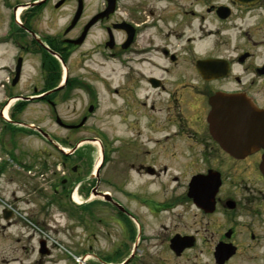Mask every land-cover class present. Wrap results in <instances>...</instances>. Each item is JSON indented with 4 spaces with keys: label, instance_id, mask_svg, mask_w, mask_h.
<instances>
[{
    "label": "flooded vegetation",
    "instance_id": "1",
    "mask_svg": "<svg viewBox=\"0 0 264 264\" xmlns=\"http://www.w3.org/2000/svg\"><path fill=\"white\" fill-rule=\"evenodd\" d=\"M102 1L89 9L86 0L70 8L69 0H0V264L93 256L92 244L57 251L29 231L53 210L73 221L63 227L71 237L85 227L91 239L98 203L77 194L109 193L97 190L109 159L111 187L128 190L132 176L150 185L135 198L142 213L113 190L102 198L118 238L110 264H264V0ZM96 33L82 57L110 59L108 150L81 134L99 96L68 65ZM86 86L87 111L69 122L56 116L65 136L26 117L36 106L49 121ZM92 140L104 148L98 172L82 151ZM51 147L63 171L56 184ZM8 240L16 246L3 247Z\"/></svg>",
    "mask_w": 264,
    "mask_h": 264
},
{
    "label": "rangeland",
    "instance_id": "2",
    "mask_svg": "<svg viewBox=\"0 0 264 264\" xmlns=\"http://www.w3.org/2000/svg\"><path fill=\"white\" fill-rule=\"evenodd\" d=\"M89 9L95 8V5H99L100 7L103 5L102 0H86ZM75 5L74 0H69L67 3V7L70 8L71 6ZM61 21L56 24L55 21H52V27L60 26ZM58 28V27H57ZM99 42V33H96L95 36H92L90 42H88L82 49L77 50L70 59L68 65L70 69L73 71V75L82 77L86 80H90L92 84L89 85L94 87L98 92V100L99 106L97 111L93 114V116L88 121V124L82 131V136H98L102 138L103 144H105V150L110 149V59H106L102 57L100 54L92 55L91 59L84 60L82 57L83 53L87 51L89 48L93 47L96 42ZM80 55V56H79ZM63 69L64 67L61 66ZM63 73V72H62ZM90 86H86V88H82L81 91L76 93V100L72 99L67 103L61 104L55 110H50V120L48 121L46 117H44V111L41 108L36 106H32L31 109L28 110L29 114L26 117L39 120L42 125L48 126L49 131L59 138L65 136L67 131L62 128L56 122V116L60 117L65 122L73 121L79 117V115L83 111H87L86 104L88 99V92L90 91ZM112 130V129H111ZM78 137V135L76 136ZM75 138V137H73ZM101 143V142H100ZM34 144V152H39V149L42 147L41 141L37 140L36 138L33 141ZM102 144V143H101ZM115 144L116 143H112ZM52 157H51V165L49 170V181L50 184H56L60 175L63 171L58 169L59 166L58 161L54 160L56 157L57 152L54 150L53 147L50 148ZM83 153L92 157L94 169L97 164H99L101 157L103 156L102 148L100 147L99 143L97 142H89L84 143L82 147ZM110 154V153H109ZM115 167H119V165L115 162ZM84 169V167H83ZM93 169V170H94ZM37 170L35 167L32 172ZM79 172H83L81 167ZM68 173V172H67ZM83 175V174H82ZM100 184L98 191H106L110 193V190H113L114 194L119 199H125L128 205L135 210L137 213H142L143 210L139 205V201L135 200L137 197H142L146 195V192H149L150 185L145 186L141 184L143 181L141 178L137 176H132L134 181V185L131 186L128 190L122 189L119 186L111 187L110 186V159L108 162L105 163L102 170L100 171ZM39 177L35 175V189L39 187ZM90 181H87L88 183ZM146 183V182H145ZM50 186V185H49ZM153 188V187H152ZM38 191V190H35ZM27 189H19L18 195L24 196ZM145 192V193H144ZM133 195V196H132ZM25 197V196H24ZM38 198H41L39 196ZM77 198L81 200H89V198H93L97 200V210L95 214L97 215L96 224L94 225L95 235L88 239L85 227L83 228H74V232L79 234L75 236L72 234L73 237L69 235V230L63 228L66 227L68 224H72L73 221L67 215H61L60 211H56L55 214L45 215L42 216L41 221H44L41 226L38 228L34 226V229H31L29 232L33 233L36 232L37 234L45 235L49 238L50 242H57L56 250L60 248L64 251V248L67 247L69 244L73 245L77 250L82 251L84 253L87 249H89V244L93 245V256L87 257L88 259L83 260V264H110V249L112 250L113 241H116L118 238L113 237L110 238V205L105 204L102 200V197L97 196L93 193H88L80 197V194H77ZM128 198L130 200H128ZM34 203H40L37 199V196L33 198ZM101 199V200H100ZM21 207L23 208H35V205L30 203H20ZM41 216V215H40ZM33 226V225H32ZM54 227V228H52ZM118 226H113L112 230L114 232L117 230ZM18 229H22L21 225L18 224ZM58 229L57 231H54ZM17 228H15V231ZM119 232V231H118ZM87 242V243H86ZM3 247L7 248L9 246H16V244L12 240H8L5 243H1ZM80 255V254H79ZM25 262H29L30 260L25 259ZM48 264H52L51 262ZM58 264H63V262H59Z\"/></svg>",
    "mask_w": 264,
    "mask_h": 264
},
{
    "label": "water",
    "instance_id": "3",
    "mask_svg": "<svg viewBox=\"0 0 264 264\" xmlns=\"http://www.w3.org/2000/svg\"><path fill=\"white\" fill-rule=\"evenodd\" d=\"M81 1V0H80ZM108 1V5L110 7V0H107ZM80 8H81V3H80ZM106 14V13H105ZM264 142V141H263ZM102 153H103V149H102ZM101 163H102V160L100 162V164L98 165V169L96 170V172L99 171L100 167H101ZM104 199L110 201V195L109 193H99Z\"/></svg>",
    "mask_w": 264,
    "mask_h": 264
},
{
    "label": "trees",
    "instance_id": "4",
    "mask_svg": "<svg viewBox=\"0 0 264 264\" xmlns=\"http://www.w3.org/2000/svg\"><path fill=\"white\" fill-rule=\"evenodd\" d=\"M107 158H108V157L106 156V160H107Z\"/></svg>",
    "mask_w": 264,
    "mask_h": 264
}]
</instances>
